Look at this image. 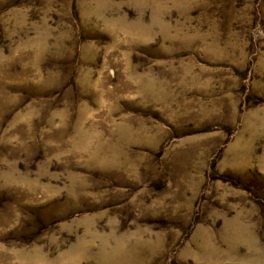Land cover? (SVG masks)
Here are the masks:
<instances>
[{"label":"rangeland","instance_id":"374dc122","mask_svg":"<svg viewBox=\"0 0 264 264\" xmlns=\"http://www.w3.org/2000/svg\"><path fill=\"white\" fill-rule=\"evenodd\" d=\"M0 264H264V0H0Z\"/></svg>","mask_w":264,"mask_h":264}]
</instances>
